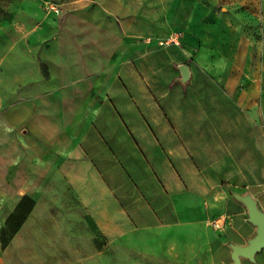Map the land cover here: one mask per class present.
<instances>
[{
  "label": "rangeland",
  "instance_id": "obj_1",
  "mask_svg": "<svg viewBox=\"0 0 264 264\" xmlns=\"http://www.w3.org/2000/svg\"><path fill=\"white\" fill-rule=\"evenodd\" d=\"M205 2L234 27L227 62L231 75L224 84L185 57L182 20L176 16L166 21L159 0H0V98L9 104L27 92L41 95L74 81L86 86L89 97L98 96L97 108H92L97 121L84 150L105 173L116 198L109 220L103 222L116 231L107 237L90 215L93 206L80 203L64 180L55 176L8 244L0 243V264H173L125 251L118 229L125 223V205L132 202L128 207L135 216L145 218L133 220L134 224L156 223L153 215L160 221L187 217L198 208L185 184L192 175L186 168L192 167L199 172L194 182L198 184L202 174L222 184L228 176L232 180L238 176L244 184L264 182V128L244 105L246 95L251 93L256 101L264 86V0ZM190 5L184 4L180 17L187 16ZM139 12L143 31L125 45V20L137 23ZM171 32L180 33L178 45L166 43ZM181 64L194 73L185 82ZM161 67L175 73L168 80L178 91L172 96L174 107L165 109L169 103L163 101L156 105L148 83L139 91L132 89L141 108L127 106L125 89L137 76L128 81L126 73ZM137 119L143 126L138 131L146 132L144 139L135 135L137 122L131 120ZM152 134H165L167 139L155 142ZM138 149L158 152L155 158L145 156L146 173L141 175L146 195L139 199L134 189L125 195V163L133 166L131 170L142 165ZM167 162L177 167L183 182L173 190V202L163 184L158 189V178L148 173L149 164ZM1 185L8 193L15 191L5 182ZM11 201L0 209V229ZM242 260L241 264H264V248L254 260Z\"/></svg>",
  "mask_w": 264,
  "mask_h": 264
},
{
  "label": "crops",
  "instance_id": "obj_2",
  "mask_svg": "<svg viewBox=\"0 0 264 264\" xmlns=\"http://www.w3.org/2000/svg\"><path fill=\"white\" fill-rule=\"evenodd\" d=\"M190 2L187 16L180 17L184 4ZM159 4L166 21L170 22L176 16L182 20V51L185 57L203 66L201 71L209 77L226 83V77L231 75L227 70V62L233 50V25L211 11L205 0H159ZM141 15L140 12L137 14V23L125 20V45L130 44L133 36L143 31L144 20ZM127 53L125 52V60L128 58ZM174 74L162 67L126 73L127 80L136 76L137 79L131 82L128 90L125 89V104L141 108L140 100L133 96L132 89L137 87L139 91L140 86L148 83L156 105L163 101L169 103L165 105V109L174 107L175 100L172 96L178 91L173 83L168 82ZM193 75L190 69L189 78ZM147 76L151 79L142 80ZM29 88L33 91L35 87ZM85 91L84 84L74 81L41 95L27 92L9 104L4 102V97L0 98V209L12 200L10 214L21 197L27 195L35 201L29 216L38 196L51 188L55 176L61 177L80 203L93 206L91 217L98 229L111 237L116 231L114 226L103 222L109 220L110 211L115 206L113 186L105 180V173L94 166L84 150V142L97 121V112L92 108H97L99 100L96 99L98 96L89 97ZM130 94L132 98L129 97ZM251 96V93L245 96L244 105L248 107L254 120L259 121L264 128V86L256 101ZM131 121L137 122V127H134L137 131L142 129L139 119ZM130 131L133 132L131 127ZM135 135L137 139H144L146 132L141 134L138 131ZM164 135L152 134L151 137L156 142L166 140ZM168 139H171V135ZM137 152L143 158L142 165H137V170H131L133 166L125 163V195L128 190L134 189L137 190L136 197L139 199L146 195L143 186L146 180L143 182L145 177L141 175L146 173L145 156L155 158L158 152L141 149ZM148 167V173L158 178V189L161 190L163 184L173 202V190L178 183H183L177 176V167L174 168L170 162L163 165L149 164ZM188 172L192 175L185 184L198 206L196 211L189 213L187 217L167 221H160L162 218L153 215L151 219L159 221L141 225L132 223L133 220H145L143 217H136L135 211L128 207L133 203L125 205V223L118 229H121L119 235L126 252L161 263L227 264L231 262L228 261L230 244L245 245L255 234L256 227L248 221L245 205L232 194L251 195L259 209L264 211V182L244 184L238 176L235 177L237 180L228 176L222 180L225 182L222 184L202 174L201 183L198 184L194 182L199 172H195L193 167L186 168V173ZM135 173L138 175H134ZM3 182L15 191L8 193L1 185ZM221 218V228L211 225L212 220Z\"/></svg>",
  "mask_w": 264,
  "mask_h": 264
},
{
  "label": "water",
  "instance_id": "obj_3",
  "mask_svg": "<svg viewBox=\"0 0 264 264\" xmlns=\"http://www.w3.org/2000/svg\"><path fill=\"white\" fill-rule=\"evenodd\" d=\"M181 80L189 79V69L186 64L179 66ZM233 197L245 205L248 214V221L256 227L255 234L247 240L245 245L230 244L231 262L227 264H241L242 258L254 260L255 255L264 248V211L259 209L255 199L249 194L233 193Z\"/></svg>",
  "mask_w": 264,
  "mask_h": 264
},
{
  "label": "trees",
  "instance_id": "obj_4",
  "mask_svg": "<svg viewBox=\"0 0 264 264\" xmlns=\"http://www.w3.org/2000/svg\"><path fill=\"white\" fill-rule=\"evenodd\" d=\"M34 202L33 198L23 195L19 200L17 207L8 215L4 227L0 229V243L3 247L8 244L11 237L26 220L34 206Z\"/></svg>",
  "mask_w": 264,
  "mask_h": 264
},
{
  "label": "built area",
  "instance_id": "obj_5",
  "mask_svg": "<svg viewBox=\"0 0 264 264\" xmlns=\"http://www.w3.org/2000/svg\"><path fill=\"white\" fill-rule=\"evenodd\" d=\"M180 33L178 32H171L168 37L166 43L168 44H176L178 45L180 43ZM223 221L221 219H217L213 221L214 227H218L219 225L222 226Z\"/></svg>",
  "mask_w": 264,
  "mask_h": 264
}]
</instances>
